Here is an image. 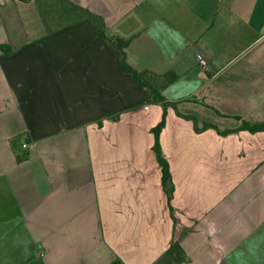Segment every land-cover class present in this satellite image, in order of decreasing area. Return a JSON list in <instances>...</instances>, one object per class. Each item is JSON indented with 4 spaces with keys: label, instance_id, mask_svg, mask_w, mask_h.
Segmentation results:
<instances>
[{
    "label": "crops",
    "instance_id": "crops-1",
    "mask_svg": "<svg viewBox=\"0 0 264 264\" xmlns=\"http://www.w3.org/2000/svg\"><path fill=\"white\" fill-rule=\"evenodd\" d=\"M65 3L167 106L90 20L0 0V264H264V0Z\"/></svg>",
    "mask_w": 264,
    "mask_h": 264
},
{
    "label": "trees",
    "instance_id": "trees-1",
    "mask_svg": "<svg viewBox=\"0 0 264 264\" xmlns=\"http://www.w3.org/2000/svg\"><path fill=\"white\" fill-rule=\"evenodd\" d=\"M21 1L28 2L31 0H21ZM35 1L38 2V4L40 2L39 0H35ZM49 1L51 2V6L53 7L59 6L60 10L64 13L74 12L75 14L73 16H77L79 18H86L90 20V22L93 24L95 28L97 35L101 37L102 39H105L107 41H115L116 46L119 48L121 55H122V60H121L122 69L132 76V79L137 86L145 87L149 90L152 101L154 103H161L163 104L164 109L166 108L167 104H166V101L164 100L165 98L162 94V89L163 87H165L167 82L171 81V77L169 75L166 77L160 78V76L152 72L137 71L133 69L131 66H129L125 60V52H124L125 47L129 43L128 40H123L121 38L108 34V32L106 31L104 20L100 15L95 14L86 8H82L76 5L67 6L65 3L66 0H49ZM0 47L3 48V45H0ZM192 100L197 101L199 103H204V101L200 99L192 98ZM172 105L174 106V108H176L175 104H172ZM180 115L187 119L193 120L196 130L198 129L197 119L195 117L182 115V114ZM164 121H165V117L163 116L160 123L152 129V132L154 134V144H153L152 149L154 150L157 161L161 167L162 186L164 187L166 191H168L171 188L170 187V183H171L170 173H169L168 164L162 156L160 144L158 141V135L164 126ZM244 123L252 131L264 130V120L261 122L251 123V124L247 122H244ZM208 126H210V124H206V123L203 124V128L208 127ZM24 158H25V155L18 157V160L20 161ZM173 253L178 254L177 247L173 248Z\"/></svg>",
    "mask_w": 264,
    "mask_h": 264
},
{
    "label": "rangeland",
    "instance_id": "rangeland-1",
    "mask_svg": "<svg viewBox=\"0 0 264 264\" xmlns=\"http://www.w3.org/2000/svg\"><path fill=\"white\" fill-rule=\"evenodd\" d=\"M40 2L42 1V0H39ZM50 4H51V2H50ZM55 5V4H54ZM43 6H44V11H43V13L45 14H47V15H50V8L48 9L47 7H46V5L45 4H43ZM49 10V11H48ZM54 12V9L51 11V13H53ZM75 13L74 12H67V13H64L63 15L66 17V18H70V17H74L73 15H74ZM47 18H48V16H46ZM50 17V16H49ZM63 19V18H62Z\"/></svg>",
    "mask_w": 264,
    "mask_h": 264
},
{
    "label": "built area",
    "instance_id": "built-area-1",
    "mask_svg": "<svg viewBox=\"0 0 264 264\" xmlns=\"http://www.w3.org/2000/svg\"><path fill=\"white\" fill-rule=\"evenodd\" d=\"M197 60H198L199 66L201 68H207V65H208L207 61L205 60V58L202 55L198 54L197 55ZM22 146L25 148V147H27V144H23Z\"/></svg>",
    "mask_w": 264,
    "mask_h": 264
}]
</instances>
